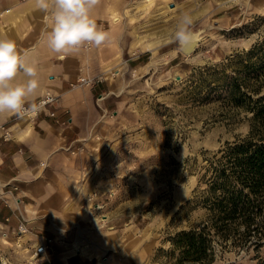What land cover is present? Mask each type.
Here are the masks:
<instances>
[{
  "label": "rangeland",
  "instance_id": "1",
  "mask_svg": "<svg viewBox=\"0 0 264 264\" xmlns=\"http://www.w3.org/2000/svg\"><path fill=\"white\" fill-rule=\"evenodd\" d=\"M149 1L152 9L144 10L146 2L136 6L131 21L152 62L121 72L115 112L71 151L79 173L68 216L44 218L53 244L71 253L80 252V244L100 264H164L167 238L204 218L200 207L187 212L194 203L180 210L205 188L199 186L204 159L249 128L248 115L228 100L235 76L230 60L245 61L264 42V0ZM185 12L194 18V31H202L190 56L162 43ZM15 248L0 264L39 263L22 259L21 251L28 253L22 241ZM263 257L264 245L257 251L231 247L219 249L213 264H257Z\"/></svg>",
  "mask_w": 264,
  "mask_h": 264
},
{
  "label": "crops",
  "instance_id": "2",
  "mask_svg": "<svg viewBox=\"0 0 264 264\" xmlns=\"http://www.w3.org/2000/svg\"><path fill=\"white\" fill-rule=\"evenodd\" d=\"M164 1L155 0L156 6ZM145 2L144 10L152 9L149 0H100L93 15L109 33V42L61 58L41 42L48 27L46 14L36 10L32 0H0V36L14 39L21 51L31 50L39 65L42 92L38 99L46 91L58 96L57 103L35 119L11 115L0 122L4 128L0 129V259L10 256L20 241L28 252L21 251L22 259H33L35 246L44 237L53 238L54 231L44 218L50 215L61 222L68 216V200L76 198L79 173L71 151H77L107 114L115 112L121 72L152 62V50L141 49L131 21L136 6ZM170 58L174 61L178 54ZM81 77L97 82L75 86ZM5 132L8 139L3 138ZM19 213L26 215L29 229L21 236L17 232ZM81 246L75 249L80 252L71 253L62 244H53L38 264H100Z\"/></svg>",
  "mask_w": 264,
  "mask_h": 264
},
{
  "label": "trees",
  "instance_id": "3",
  "mask_svg": "<svg viewBox=\"0 0 264 264\" xmlns=\"http://www.w3.org/2000/svg\"><path fill=\"white\" fill-rule=\"evenodd\" d=\"M245 57L230 60L235 76L227 93L248 115V132L204 159L199 186L205 188L180 208L194 203L187 212L200 207L204 218L167 238L169 248L161 250L164 264H213L219 249L257 251L264 245V42L256 43ZM257 264H264V257Z\"/></svg>",
  "mask_w": 264,
  "mask_h": 264
},
{
  "label": "clouds",
  "instance_id": "4",
  "mask_svg": "<svg viewBox=\"0 0 264 264\" xmlns=\"http://www.w3.org/2000/svg\"><path fill=\"white\" fill-rule=\"evenodd\" d=\"M46 14L48 27L41 42L61 58L78 54L84 47L99 48L109 42L107 31L98 26L94 9L100 0H32ZM194 18L182 13L171 34L162 43L175 44L180 54L190 56L200 43L193 29ZM40 69L31 50L21 51L14 39L0 36V122L9 116L34 117L44 109Z\"/></svg>",
  "mask_w": 264,
  "mask_h": 264
},
{
  "label": "built area",
  "instance_id": "5",
  "mask_svg": "<svg viewBox=\"0 0 264 264\" xmlns=\"http://www.w3.org/2000/svg\"><path fill=\"white\" fill-rule=\"evenodd\" d=\"M95 81H96V79H89V78H82L81 77V78L77 79V81L75 83V86H89V85H92L93 83H95ZM39 100H43L44 101V109L42 110V111H44L49 106L54 105V104L57 103L58 96L54 95L53 93H51L49 91H46L42 95V97L40 99H38V102H39ZM38 115H36L34 117H25V118L29 119V120H32V119H35ZM14 118L15 119H19L15 115H14ZM0 129L4 130V128L1 127V126H0ZM9 137H10V135L7 132H5V134L3 135V138L4 139H8ZM27 223H28V220H27L26 215H23V214L19 213L18 224H17V232H18L19 236H21L23 234H26L29 231V229L27 227ZM53 242H54L53 238L44 237L42 239V241L35 246L34 251L32 253V258L33 259H38V258L44 256L48 252V249L50 248V246L53 245Z\"/></svg>",
  "mask_w": 264,
  "mask_h": 264
},
{
  "label": "water",
  "instance_id": "6",
  "mask_svg": "<svg viewBox=\"0 0 264 264\" xmlns=\"http://www.w3.org/2000/svg\"><path fill=\"white\" fill-rule=\"evenodd\" d=\"M201 32H202L201 30H198V31H197V33H199V35L201 34ZM200 40H201V37H200ZM195 49H196V48H195ZM194 51H195V50H194ZM194 51H193V52H194ZM193 52H192V53H193Z\"/></svg>",
  "mask_w": 264,
  "mask_h": 264
}]
</instances>
